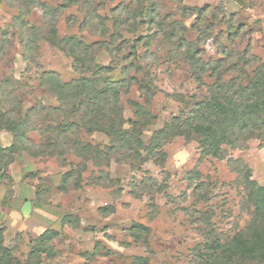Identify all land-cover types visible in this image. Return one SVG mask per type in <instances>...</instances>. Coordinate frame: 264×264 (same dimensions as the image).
<instances>
[{"label":"clouds","instance_id":"obj_1","mask_svg":"<svg viewBox=\"0 0 264 264\" xmlns=\"http://www.w3.org/2000/svg\"><path fill=\"white\" fill-rule=\"evenodd\" d=\"M0 264H264V0H0Z\"/></svg>","mask_w":264,"mask_h":264}]
</instances>
